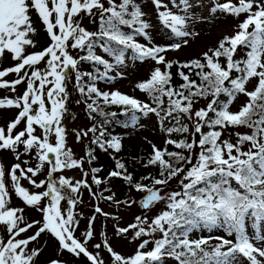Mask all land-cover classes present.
Wrapping results in <instances>:
<instances>
[{
  "label": "snow or ice",
  "instance_id": "1",
  "mask_svg": "<svg viewBox=\"0 0 264 264\" xmlns=\"http://www.w3.org/2000/svg\"><path fill=\"white\" fill-rule=\"evenodd\" d=\"M153 3L164 27L176 37L190 35L186 30L190 17L170 10L159 11L167 7L161 0H153ZM190 6L185 3L186 9ZM30 11L36 13L50 39L47 47L31 52L29 48H36L31 38L36 29ZM212 11L236 18L243 14L244 18L239 21L234 35L223 37L218 46L208 49L202 58L181 63L167 60L164 55L168 50L180 49L181 43L168 47L151 44L147 31L151 24L136 0H119V3L117 0H0V61L13 62L8 67L0 63V89L15 92L18 85H26L15 99L0 98V109L19 110L14 119L0 126V150L11 151L18 161L7 170L0 163V228L4 232L0 236V264H34L40 249L29 248V245L45 232L58 242L60 253L83 256L89 264H105L98 251L101 247L107 249L113 264H167L168 260L175 264H234L238 256L246 258L248 264H264V259H259L264 258V0H218ZM97 15L99 32L82 26L84 16ZM133 33L149 39V43L137 42ZM97 43L114 57L116 65L124 64L128 49L141 62L154 61L157 66L136 88L147 93L156 107L118 90L107 92L97 88L95 80L115 78L108 76L114 65L95 53ZM69 49L86 50L87 55L77 59ZM238 49H243V55L236 59ZM80 61L103 65L105 71L96 75L81 72ZM41 62L43 68L38 67ZM174 66L182 80L179 85L172 83ZM69 70L76 72L80 94L91 101L86 104L89 113L97 112L98 101L117 105L122 107L123 114L131 112V124L135 126L139 119L137 113L161 116L163 112L162 123L165 119L175 121L173 127L166 129L169 135L189 134L183 139L165 141L177 151L151 145L153 151L147 164L157 166L159 171L157 176L143 178L150 180V184L135 182L120 160H116V170L109 173V178L122 177L136 191L145 193L139 201L145 213L163 204L153 217L138 215L127 227L115 228L119 236L131 230L133 239L140 240L129 256L114 251L107 238L93 245L94 250L89 249L95 216L89 218L81 236H76L79 221L73 210L80 202L81 187L89 191L91 188L86 179L73 182L64 176L58 180L52 178L54 173L66 168L82 167V161L74 158L66 145V129L62 125L67 110ZM10 74H15L16 78L5 79ZM85 76L90 82H83ZM222 96L225 99L222 100ZM241 96L245 101L233 111L231 106ZM164 98H167L166 107ZM201 99L206 105L197 108ZM100 115L115 116L116 113L105 114L101 110ZM185 121L191 123V129ZM22 123L23 127L18 130ZM230 127H245L250 133H236L233 143L222 139L224 131ZM89 132L95 134L97 127L77 132V140ZM92 142L105 151L119 152L122 147L120 138L107 139L104 131ZM21 146L24 153H34L38 161L34 167H22L28 162L21 161ZM88 155L95 159L91 152ZM45 164L50 166L49 179L37 182L33 178ZM99 171L92 169V180L97 185L103 183L95 175ZM6 177L10 178L11 189ZM22 179L36 189L45 190L30 192L22 186ZM174 179H178L179 190L166 191ZM13 193L26 206L35 207L42 219L26 221L23 208L10 206ZM62 201L67 202L66 209H62ZM114 202L128 207L137 203L135 200ZM95 212L109 216L98 206ZM34 226H38L34 234L21 238ZM194 230L209 233L223 230L231 239L224 236L192 239L190 234ZM211 240L217 243L210 244ZM48 264L65 262L51 259Z\"/></svg>",
  "mask_w": 264,
  "mask_h": 264
},
{
  "label": "rangeland",
  "instance_id": "2",
  "mask_svg": "<svg viewBox=\"0 0 264 264\" xmlns=\"http://www.w3.org/2000/svg\"><path fill=\"white\" fill-rule=\"evenodd\" d=\"M136 2L141 7L142 11L146 13L145 19L151 24V27L147 31L152 45L168 47L174 43H181L180 49L168 50L164 53L166 59L170 61H175V59L180 60L185 58L202 57V54L209 48L216 46V43L220 38L222 39L224 36H231L232 33L234 34L235 31L238 30L237 25L239 21L244 18L243 14L241 17L236 18L232 15L221 13L220 11L213 12L212 9L215 7L218 0H161V2L167 7L161 8L159 11L170 10L174 14L190 17L186 22V30L190 35L181 38L176 37L170 29L164 27L159 22L157 14L158 10L155 8L153 0H136ZM219 2H224V0H219ZM117 3H119V0H117ZM185 3L191 6L186 9ZM30 15L32 23L36 29V34L31 37L36 43V48H29L28 51H39L49 45L50 39L46 33L45 27L37 18L36 13L30 11ZM81 15L83 16V14ZM98 20V15L94 18L84 16L82 26L88 31L99 32L97 29L99 24ZM135 39L142 44L149 43V39H146L143 36L135 35ZM184 40H187L186 44L183 43ZM69 51L77 59H79L81 55H87L86 50L80 51L78 49H69ZM94 51L97 55L102 56L109 63L114 65L113 69L108 72V76L115 77L111 80L108 78L95 80L97 88L101 91L107 92L118 90L121 93L145 102L141 99L139 94L140 90L136 88V84L149 78L151 71L157 66L154 61L149 59L141 62L140 60L135 59L134 53L131 49H128L125 51L124 64L116 65L115 59H107V53L99 47V43L94 47ZM237 54L242 56L243 49H238ZM0 63H2L4 67H8L13 62L5 59L0 61ZM38 67L43 68L44 63L41 62ZM160 67L163 69V65H160ZM78 69L81 72H90L93 75H96L97 72L103 73L105 71L103 65H95L93 62L89 61H80ZM117 73H121L122 75H117ZM75 76L76 72L69 70L70 78L66 81V90L68 92V98L66 101L67 110L64 113L62 125L66 129V145L72 150L73 157L82 161V167L66 168L54 173L52 178L58 180L59 177L64 176L71 179L73 182L86 179L91 188V191H89L87 188L81 187L78 194L80 202L73 210L77 214V219L79 221L76 236H81L88 226L89 218L95 216L93 229L94 236L89 242V249L94 250L93 245L96 243H102V241L107 238L114 251L121 255L129 256L135 252L140 240L133 239V233L131 230L124 236H119L115 233V228L117 226L127 227L128 224L134 222V218L138 215L146 214L149 217H153L163 207V204H158L152 211L145 213V211L139 206V201L143 198L145 193L136 191L133 187L129 186L122 177L109 178V173L113 171L109 168L110 166L112 167L113 164V149L105 151L100 148L99 144L92 142L93 136L100 131H104L105 133H109L105 138L110 139L113 136L118 137L121 139V144L124 147H139L143 149L142 154H144L146 153L147 147L152 144H155L156 147H160L161 145L160 142L162 141L163 134L157 129V126H155L153 122L158 116L155 113H148L147 115L137 113L136 115L139 119L135 126H132L131 124L127 127H123L121 124L114 121H107L106 123L100 124V127L97 128L95 134L89 132L87 136H81V138L77 140L76 133L87 131L89 128L93 127V121L91 120L92 113L89 114L86 107V104L91 103V101L87 100L85 96L80 94L76 87ZM15 78V74H10L5 79L13 80ZM83 82H90L88 81L87 76L84 77ZM25 87V84L18 85L15 92L10 89H0V98L7 97L15 99L23 93ZM245 99L246 98L243 96L239 97V99L231 106L232 110H238L239 106L245 101ZM205 105L206 101L201 99L196 107H204ZM18 111L19 110L15 108L0 109V126H5L8 122L14 119ZM185 123H188L191 129V123L189 121H185ZM22 127L23 123L18 126V130ZM247 131L248 129L245 127H230L224 131L222 139H230L231 142L235 143L237 139L236 133L244 134ZM149 141H151V144ZM246 147L247 144L244 145L245 149ZM19 151L21 152V161L28 162L27 164H22V167H34L37 164L38 161L35 159L34 153H24L22 146L19 148ZM89 152H91V156L95 157V159H92L88 155ZM17 162L14 153L11 151L0 150V163H3L6 170L12 164ZM49 167V165L45 164L41 172L33 179L37 182L48 180L49 177L47 173ZM93 168L100 169L95 175L101 179L103 183L99 185L93 183ZM84 173H88V175L85 176ZM6 182L8 183L9 189H11L12 186L9 177H6ZM21 184L30 192H42L45 190L44 188L36 189L33 185L29 184L27 180L22 179ZM171 190H179L178 179H174L170 182V186L166 191ZM107 196H113L114 199L107 200L105 199ZM126 200H135L137 203L128 207L124 204L117 205L114 202ZM10 206L23 208V216L28 222L40 221L42 219L41 213L35 207L26 206L20 198L15 196L14 193L11 196ZM97 206L102 209V213H109V216L105 217L101 213H96L95 208ZM61 207L62 209H66L68 207L67 202L62 201ZM37 227L38 226H34L28 231V233L22 234L21 238H26L27 236L34 234ZM2 235H4V232L2 228H0V236ZM201 236H224L225 238L231 239L226 236L223 230H213L211 233L207 230H194V232L190 234L192 239H198ZM149 247H151V245H149ZM29 248L40 249V254L35 258L34 264H48V261L51 259H60L61 261H64L65 264H89L87 259L83 256L75 257L66 251L60 253L58 251V242L47 232L41 234L37 241L30 243ZM98 251L104 259L105 264H113L107 249L101 247ZM167 264H175V262L168 260ZM234 264H248V261L246 258L238 256Z\"/></svg>",
  "mask_w": 264,
  "mask_h": 264
},
{
  "label": "trees",
  "instance_id": "3",
  "mask_svg": "<svg viewBox=\"0 0 264 264\" xmlns=\"http://www.w3.org/2000/svg\"><path fill=\"white\" fill-rule=\"evenodd\" d=\"M98 23L99 24H98L97 28H100V19L98 20ZM122 30L125 32H131V30H129L127 28H122ZM220 40H221V38L217 41L216 46H213L211 48L217 47ZM107 56L109 57V59L114 58L112 56H109L108 54H107ZM196 58H202V57H196ZM196 58H185V59H180V60L175 59V61H179L182 63V62H187L189 60L196 59ZM235 58L239 59V58H241V55L236 53ZM174 67L171 69L172 76H173L172 83H173V85H179L180 83H182V80L177 75V70H178L177 67L176 66H174ZM184 71L187 72L186 69ZM193 78H195V77H193ZM140 95L145 99V101L147 103L152 104V101L149 98L147 93L141 91ZM221 99L223 100V99H225V97L222 96ZM164 100H165L164 106L166 107L167 106V98H164ZM98 103H99V108H98L97 112H93L91 114L92 115L91 120L93 121V124H92L93 126H96L98 128V127H100V124L106 123L107 121H109V122L114 121L118 124H121L123 127L126 124L131 125V120H130V117L132 115L131 112H129L127 115H125V114H123V109L120 106L106 105L103 102H98ZM152 106L156 107L155 104H152ZM101 110L105 114H110V113L114 112V113H116V115L115 116H111V115L102 116V115H100ZM161 116H163V112H161ZM161 116H158L156 119L153 120L155 126H157V129L163 134L162 141L160 142L161 145H160V147H157V148L163 149V148L167 147V149L169 151H177V149H175L173 145H166L165 141L168 139H183V138H185V136H188L189 134L172 133L171 135H169L167 133L166 129L173 127L175 125V121L171 120V119H165L162 123L160 120ZM149 118H150V116H149ZM204 131H207V129L205 128ZM246 133H250V130L248 129V131ZM108 134L109 133H106L107 136H108ZM97 136H99V133H97L95 136H93V139H95ZM247 147H248V145H247ZM247 147H246V149H247ZM152 151H153L152 147L149 146L146 149V153L142 154L143 149H141L139 147H136V148L128 147V146L124 147L122 145L121 150L119 152H115L113 150V152H112L113 164H112V167L110 166L109 168H111V170H116V168H115L116 160H120L122 163L125 164V167L127 169V173H130L132 175L133 180L135 182H142L144 184H150L151 183L150 180H144L143 178L147 177V176H157L158 171H159L157 166L147 164L148 159L150 158V156L152 154ZM128 185H129V183H128ZM129 186H131V185H129ZM210 244H214V243L210 242Z\"/></svg>",
  "mask_w": 264,
  "mask_h": 264
},
{
  "label": "bare ground",
  "instance_id": "4",
  "mask_svg": "<svg viewBox=\"0 0 264 264\" xmlns=\"http://www.w3.org/2000/svg\"><path fill=\"white\" fill-rule=\"evenodd\" d=\"M105 136H107L106 133H105Z\"/></svg>",
  "mask_w": 264,
  "mask_h": 264
},
{
  "label": "water",
  "instance_id": "5",
  "mask_svg": "<svg viewBox=\"0 0 264 264\" xmlns=\"http://www.w3.org/2000/svg\"><path fill=\"white\" fill-rule=\"evenodd\" d=\"M50 156H51V154H50Z\"/></svg>",
  "mask_w": 264,
  "mask_h": 264
}]
</instances>
